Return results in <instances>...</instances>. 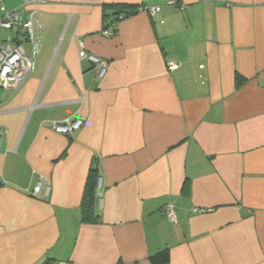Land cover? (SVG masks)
<instances>
[{
    "label": "crops",
    "instance_id": "0c3cea01",
    "mask_svg": "<svg viewBox=\"0 0 264 264\" xmlns=\"http://www.w3.org/2000/svg\"><path fill=\"white\" fill-rule=\"evenodd\" d=\"M34 1H0V17L35 11L40 37L31 75L0 89V264H151L163 249L168 264H264V0ZM116 5L141 9L105 36ZM78 116L72 136L49 126Z\"/></svg>",
    "mask_w": 264,
    "mask_h": 264
},
{
    "label": "built area",
    "instance_id": "2783aa9c",
    "mask_svg": "<svg viewBox=\"0 0 264 264\" xmlns=\"http://www.w3.org/2000/svg\"><path fill=\"white\" fill-rule=\"evenodd\" d=\"M2 1V0H0ZM225 6L230 5V0H218ZM34 0H25V5H29ZM175 5V2H171ZM151 15L159 13L161 8L156 7L149 9ZM36 12L32 11L30 16L23 19L20 12H7L0 17V29L10 33V37L0 43V89L17 91L31 75L36 66V59L39 52L40 37L35 30ZM115 33L114 24L108 25L103 30V35L113 36ZM81 61H88L96 70L98 79H103L107 73V62L85 49L79 52ZM170 69H176L174 63H170ZM85 120L78 116L73 119H68L62 123L52 122L49 126L52 130L59 134L72 136L84 126ZM6 134L5 130H0V152L2 148V138ZM102 179L98 178V186H101ZM49 192V188L46 187ZM44 187L41 183L36 185L33 190V196L44 198ZM169 219L176 222L174 209L170 205L166 208Z\"/></svg>",
    "mask_w": 264,
    "mask_h": 264
},
{
    "label": "trees",
    "instance_id": "16d2710c",
    "mask_svg": "<svg viewBox=\"0 0 264 264\" xmlns=\"http://www.w3.org/2000/svg\"><path fill=\"white\" fill-rule=\"evenodd\" d=\"M141 6H131V5H116L112 7V12L106 14L105 17V28L110 24L116 26L120 21L136 14ZM246 82L241 75L236 76V85L241 87ZM99 165L94 163L92 166L88 182L85 189L84 199L82 203V220L87 224H97L99 222V217L96 212L99 196H98V178L99 175ZM170 250L163 249L158 253L154 254L149 258L151 264H168L170 262Z\"/></svg>",
    "mask_w": 264,
    "mask_h": 264
}]
</instances>
